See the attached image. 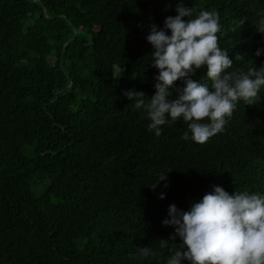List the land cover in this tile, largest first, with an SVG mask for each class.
<instances>
[{
    "label": "trees",
    "instance_id": "trees-1",
    "mask_svg": "<svg viewBox=\"0 0 264 264\" xmlns=\"http://www.w3.org/2000/svg\"><path fill=\"white\" fill-rule=\"evenodd\" d=\"M182 2L189 19L219 12L227 71L264 66V0ZM179 3L0 0V264H167L182 243L162 223L169 205L188 211L215 185L264 194V88L204 144L182 118L156 136L123 95L155 93L146 36ZM206 71L191 78L211 86Z\"/></svg>",
    "mask_w": 264,
    "mask_h": 264
},
{
    "label": "clouds",
    "instance_id": "clouds-1",
    "mask_svg": "<svg viewBox=\"0 0 264 264\" xmlns=\"http://www.w3.org/2000/svg\"><path fill=\"white\" fill-rule=\"evenodd\" d=\"M193 11L181 0L177 15L167 16L163 27L150 25L146 40L153 49L152 67L158 69L154 77L155 93L148 102L143 91L129 89L123 95L146 112L150 121L148 130L156 136L161 135L162 125L182 118L191 139L204 144L225 130L238 103L258 102L264 88V66L249 68L247 72L227 71L233 68V61L229 51L219 46L218 33L222 28L219 12L202 10L189 19ZM240 23L243 26L245 20ZM256 29L264 33V19ZM262 52L264 49L258 48L255 55L259 57ZM236 59L243 57L237 55ZM205 65L211 86L191 78ZM178 80H183V87H177ZM172 89L177 96L169 99ZM183 138H189L187 132ZM160 180H167V174L159 177L157 183ZM156 184L151 187L154 189ZM160 198H164L163 194ZM162 223L174 226L171 240L179 237L182 241L167 264H264V194L247 190L230 194L215 185L188 211L169 205L168 218ZM161 246L166 243L162 241ZM138 255L147 258L156 253L145 246Z\"/></svg>",
    "mask_w": 264,
    "mask_h": 264
},
{
    "label": "rangeland",
    "instance_id": "rangeland-1",
    "mask_svg": "<svg viewBox=\"0 0 264 264\" xmlns=\"http://www.w3.org/2000/svg\"><path fill=\"white\" fill-rule=\"evenodd\" d=\"M49 62H50L51 64H54V62H55V58H54V57H49ZM119 71H120V68H119V67H116L115 72L117 73V72H119Z\"/></svg>",
    "mask_w": 264,
    "mask_h": 264
}]
</instances>
